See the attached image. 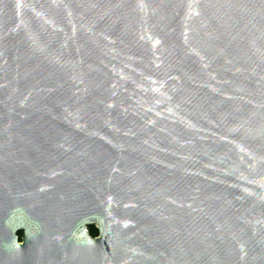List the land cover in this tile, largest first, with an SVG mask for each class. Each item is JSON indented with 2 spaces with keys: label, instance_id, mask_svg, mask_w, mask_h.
<instances>
[{
  "label": "water",
  "instance_id": "water-1",
  "mask_svg": "<svg viewBox=\"0 0 264 264\" xmlns=\"http://www.w3.org/2000/svg\"><path fill=\"white\" fill-rule=\"evenodd\" d=\"M0 264H264V0H0Z\"/></svg>",
  "mask_w": 264,
  "mask_h": 264
},
{
  "label": "flooded vegetation",
  "instance_id": "flooded-vegetation-1",
  "mask_svg": "<svg viewBox=\"0 0 264 264\" xmlns=\"http://www.w3.org/2000/svg\"><path fill=\"white\" fill-rule=\"evenodd\" d=\"M84 226H85L86 232L89 235V237H96L99 235L100 231H99V227H98V224L96 221L85 222ZM17 234H18V232H17ZM21 235H22V233L20 235H18L19 239L21 238Z\"/></svg>",
  "mask_w": 264,
  "mask_h": 264
},
{
  "label": "trees",
  "instance_id": "trees-1",
  "mask_svg": "<svg viewBox=\"0 0 264 264\" xmlns=\"http://www.w3.org/2000/svg\"><path fill=\"white\" fill-rule=\"evenodd\" d=\"M21 233H22V231H21V230H19V231H18V235H20Z\"/></svg>",
  "mask_w": 264,
  "mask_h": 264
}]
</instances>
